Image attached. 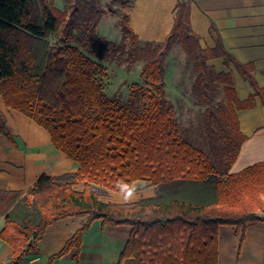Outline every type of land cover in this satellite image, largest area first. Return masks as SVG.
Listing matches in <instances>:
<instances>
[{
    "label": "trees",
    "instance_id": "trees-1",
    "mask_svg": "<svg viewBox=\"0 0 264 264\" xmlns=\"http://www.w3.org/2000/svg\"><path fill=\"white\" fill-rule=\"evenodd\" d=\"M66 2L68 10L53 0H0L3 102L35 121L56 149L79 164L77 172L41 174L24 194L0 190V239L13 248L3 264H18L35 253L45 228L73 215H85V221L47 264L78 250L95 219L131 226L119 264L126 259L134 264H217L219 225H235L243 239L247 225L264 220V161L229 173L245 140L235 110L251 108L255 96L264 107V87L255 80L252 65L236 60L219 37L213 47L203 48L185 2L176 4L163 41L144 46L123 14V37L146 57L140 73L144 82L134 84L124 102L105 93L98 78L103 66L90 56L108 60L119 48L96 32L100 0ZM176 42L196 69L193 93L206 106V149L179 139L173 104L165 96L162 60ZM217 57L250 84L253 93L246 99L237 97L230 72H216L207 64ZM217 82L225 85L226 104L214 107L208 92ZM0 134L16 145L1 111ZM77 180L84 181L82 190L73 188ZM136 180L150 181L155 196L126 204L100 198L106 189L126 192L124 186L130 190ZM205 187L209 193L202 191Z\"/></svg>",
    "mask_w": 264,
    "mask_h": 264
},
{
    "label": "crops",
    "instance_id": "crops-1",
    "mask_svg": "<svg viewBox=\"0 0 264 264\" xmlns=\"http://www.w3.org/2000/svg\"><path fill=\"white\" fill-rule=\"evenodd\" d=\"M180 1L188 6L189 23L199 36L200 45L211 48L219 37L236 60L252 65L255 80L264 87V0H133L128 8V23L140 40L161 42L171 29ZM212 60L223 61V58ZM232 76L240 100L253 93L237 71ZM0 111L16 143L11 144L0 134V190H19L24 194L43 173L59 176L78 171L79 164L56 149L41 126L5 106L1 95ZM235 113L245 140L229 173L264 161V107L259 97H254L251 108L236 109ZM83 186L84 181L80 180L73 184L76 190H82ZM130 190L131 198L127 200L126 192L108 189L100 198L126 204L155 196V187L147 180L134 181ZM85 218V215H73L51 222L37 242L36 252L24 255L18 264H47L49 256L62 248ZM2 226L1 217L0 229ZM130 231V225L104 224L101 219H95L82 235L79 249H70L51 264H119ZM12 253L13 248L0 239V264L9 261ZM217 253V264H264V220L247 225L243 239L235 225H219ZM120 264L134 262L126 259Z\"/></svg>",
    "mask_w": 264,
    "mask_h": 264
},
{
    "label": "rangeland",
    "instance_id": "rangeland-1",
    "mask_svg": "<svg viewBox=\"0 0 264 264\" xmlns=\"http://www.w3.org/2000/svg\"><path fill=\"white\" fill-rule=\"evenodd\" d=\"M132 2L133 0H100L102 15L97 23L96 32L100 37L113 41L119 48L118 52L108 60L98 59L94 54L90 55L103 66L98 78L103 84L105 93L109 96H118L124 102L128 99L134 84H143L140 73L146 61L142 53L135 52V47L129 39L123 37L120 30L119 18L123 14L128 15V8ZM53 4L57 8L68 10L66 0H53ZM49 40L53 41V35ZM99 42L100 40L95 46ZM145 42L139 39L138 45L144 46ZM162 63L164 92L173 104V118L178 128L179 139L192 146L206 149L203 121L206 106L193 93L197 76L193 62L184 53L181 44L176 42L164 54ZM207 64L216 72L225 71L230 72L231 75L232 72H236L230 64H225L222 60L209 59ZM224 88V84L217 82L209 90L208 95L212 98L214 107L226 104ZM98 188L103 190L101 187ZM202 191L209 193L206 187Z\"/></svg>",
    "mask_w": 264,
    "mask_h": 264
},
{
    "label": "clouds",
    "instance_id": "clouds-1",
    "mask_svg": "<svg viewBox=\"0 0 264 264\" xmlns=\"http://www.w3.org/2000/svg\"><path fill=\"white\" fill-rule=\"evenodd\" d=\"M125 191H126V194L124 196V199H130L131 198V190H128L127 186L125 185Z\"/></svg>",
    "mask_w": 264,
    "mask_h": 264
}]
</instances>
